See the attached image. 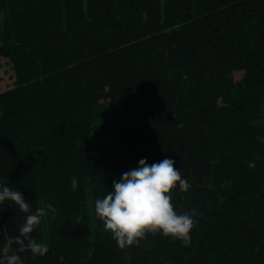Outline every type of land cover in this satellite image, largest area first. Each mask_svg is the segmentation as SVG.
Here are the masks:
<instances>
[{"label":"trees","instance_id":"obj_1","mask_svg":"<svg viewBox=\"0 0 264 264\" xmlns=\"http://www.w3.org/2000/svg\"><path fill=\"white\" fill-rule=\"evenodd\" d=\"M0 14L14 71L0 184L56 209L31 234L48 253L23 264H264V0H0ZM165 158L191 184L172 192L190 243L120 249L95 200ZM2 207L0 247L27 215Z\"/></svg>","mask_w":264,"mask_h":264},{"label":"clouds","instance_id":"obj_2","mask_svg":"<svg viewBox=\"0 0 264 264\" xmlns=\"http://www.w3.org/2000/svg\"><path fill=\"white\" fill-rule=\"evenodd\" d=\"M173 159L165 158L158 163L149 164L146 159L138 162V167L124 172L119 181H112V191L103 199L95 200V214L103 222L105 231L111 232L120 249L138 245L146 233H161L165 237L180 240L187 246L193 219L189 213L178 214L172 203V192L177 187L187 192L191 184L183 179L179 169L174 167ZM255 162L248 167L255 168ZM72 190L78 187L74 178ZM8 202L26 213L25 222L19 226L18 235L7 238L0 247V264H23L18 253L30 251L33 256H45L49 251L46 243H38L32 233L41 224V218L55 215L56 209L47 205L35 213L19 190L0 184V211ZM15 245L16 247H13Z\"/></svg>","mask_w":264,"mask_h":264},{"label":"rangeland","instance_id":"obj_3","mask_svg":"<svg viewBox=\"0 0 264 264\" xmlns=\"http://www.w3.org/2000/svg\"><path fill=\"white\" fill-rule=\"evenodd\" d=\"M163 1V0H162ZM1 16V14H0ZM244 71L234 72V78L236 82H240L245 79ZM14 83V71L11 62L6 58L0 60V91L13 87Z\"/></svg>","mask_w":264,"mask_h":264}]
</instances>
